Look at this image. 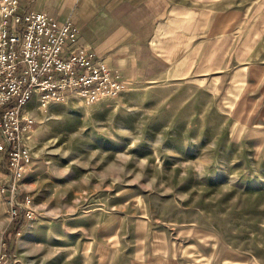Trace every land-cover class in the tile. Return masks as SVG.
<instances>
[{"label":"crops","instance_id":"obj_1","mask_svg":"<svg viewBox=\"0 0 264 264\" xmlns=\"http://www.w3.org/2000/svg\"><path fill=\"white\" fill-rule=\"evenodd\" d=\"M22 4L59 22L77 24L80 34L71 48L95 52L97 59L118 71L125 90L93 102L68 94L44 104L46 109L38 99L33 110L28 109L32 100L26 106L24 113H35L37 119L25 132L33 159L21 185L32 198L34 216L24 217L17 230L10 216L0 219L7 242L9 235L14 240V264H121L122 260L184 264L177 256L168 259L169 253L165 259L142 257L149 242V253L152 244L159 251L161 245L145 241L147 235L136 240L138 228L129 236V229L123 228L129 214L119 206L146 205L142 192L129 194L148 187L120 181V147L152 140L153 126L179 121L181 110L192 100L184 94H216L217 83L223 84L218 88V108L229 110L230 117L247 115L242 111L251 102L247 88L253 72L247 62L264 60V0H22ZM253 78L260 83L264 67ZM194 103L191 117L200 108ZM54 120L63 122L70 135L76 134L69 123H79L77 140L87 143L81 144L78 155L70 149L63 153L44 149ZM89 147L93 155L82 150ZM0 160L2 181L5 166L1 156ZM121 187L129 189L123 193L128 196L121 197ZM6 210L0 198V215ZM132 252L133 257H125Z\"/></svg>","mask_w":264,"mask_h":264},{"label":"rangeland","instance_id":"obj_2","mask_svg":"<svg viewBox=\"0 0 264 264\" xmlns=\"http://www.w3.org/2000/svg\"><path fill=\"white\" fill-rule=\"evenodd\" d=\"M247 66L253 71L247 88L251 102L242 114L248 116L230 117L229 110L218 108V88L223 84L217 83L216 94H184L200 106L194 117L188 114L192 111L188 101L178 122L153 126L152 140L121 145L120 181L148 187L129 194L142 192L146 205L119 206L129 214L123 228L129 229L128 236L138 228L136 240L147 235L145 241L161 245L159 251L152 244L149 253V242L142 257L165 259L169 253L168 259L177 256L184 264H264V78L260 83L253 78L264 67V60H249ZM35 100L29 110L34 109ZM31 116L37 119L35 113ZM63 124L54 120L44 149L58 153L70 149L78 155L81 144L87 143L77 140L79 123H69L76 135H70ZM82 150L94 154L92 147ZM2 166L0 160V182ZM127 190L121 187V197L128 196L123 195ZM4 216H9L7 210L0 219ZM159 234L166 238L160 241ZM9 236L12 254L14 240Z\"/></svg>","mask_w":264,"mask_h":264},{"label":"built area","instance_id":"obj_3","mask_svg":"<svg viewBox=\"0 0 264 264\" xmlns=\"http://www.w3.org/2000/svg\"><path fill=\"white\" fill-rule=\"evenodd\" d=\"M80 29L71 20L59 22L45 11L26 10L22 0H0V156L5 176L0 198L13 227L32 219V198L21 185L33 159L25 116L34 98L43 106L68 94L93 102L125 90L117 70L84 47L71 48ZM4 231H0V264H14Z\"/></svg>","mask_w":264,"mask_h":264},{"label":"bare ground","instance_id":"obj_4","mask_svg":"<svg viewBox=\"0 0 264 264\" xmlns=\"http://www.w3.org/2000/svg\"><path fill=\"white\" fill-rule=\"evenodd\" d=\"M25 116L33 119V116H31V112H28Z\"/></svg>","mask_w":264,"mask_h":264},{"label":"trees","instance_id":"obj_5","mask_svg":"<svg viewBox=\"0 0 264 264\" xmlns=\"http://www.w3.org/2000/svg\"><path fill=\"white\" fill-rule=\"evenodd\" d=\"M16 230H17V228H16Z\"/></svg>","mask_w":264,"mask_h":264}]
</instances>
